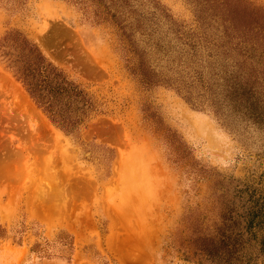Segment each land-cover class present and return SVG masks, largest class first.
<instances>
[{
  "label": "rangeland",
  "instance_id": "374dc122",
  "mask_svg": "<svg viewBox=\"0 0 264 264\" xmlns=\"http://www.w3.org/2000/svg\"><path fill=\"white\" fill-rule=\"evenodd\" d=\"M259 30L264 0H0V264H209L177 249L187 215L236 232L256 205L238 264H264V125L223 89ZM16 34L98 103L78 129L17 79Z\"/></svg>",
  "mask_w": 264,
  "mask_h": 264
},
{
  "label": "trees",
  "instance_id": "16d2710c",
  "mask_svg": "<svg viewBox=\"0 0 264 264\" xmlns=\"http://www.w3.org/2000/svg\"><path fill=\"white\" fill-rule=\"evenodd\" d=\"M261 35L259 58L246 70L230 71L224 84V99L234 111L253 123L264 125V31ZM12 50L4 53L17 79L22 83L36 106L60 129L70 132L78 129L98 110L94 97L50 61L28 40L15 35L6 39ZM6 46V42L2 44ZM248 51V50H246ZM147 80H150L146 76ZM250 211L244 228L233 232L231 212L223 211L220 220H213V233L205 231L204 216L188 214L186 226L176 229L177 249L183 259L204 258L209 264H238L244 254V232L261 227L260 206ZM229 222H228V220ZM259 247L264 245V231L256 237Z\"/></svg>",
  "mask_w": 264,
  "mask_h": 264
}]
</instances>
